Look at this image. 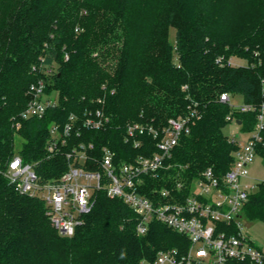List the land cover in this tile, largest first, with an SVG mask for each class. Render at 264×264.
Returning <instances> with one entry per match:
<instances>
[{"label": "trees", "instance_id": "trees-1", "mask_svg": "<svg viewBox=\"0 0 264 264\" xmlns=\"http://www.w3.org/2000/svg\"><path fill=\"white\" fill-rule=\"evenodd\" d=\"M40 79L57 103L42 118L22 119ZM223 93L256 108L264 103V0H0V264H145L161 250L185 251L189 240L160 222L139 235L137 214L104 191L75 235L63 237L45 203L21 193L6 171L19 155L43 181L53 180L68 168L65 152L79 144H93L97 157L109 147L116 162L153 155L156 141L145 135L135 148L128 125L161 129L181 116L190 133L145 189L189 187L205 170L222 175L232 165L239 141L224 132L229 116L244 132L255 129L257 112L233 109L220 101ZM97 109L109 119L104 127H82L49 154L53 124ZM245 213L264 223V184Z\"/></svg>", "mask_w": 264, "mask_h": 264}, {"label": "built area", "instance_id": "built-area-1", "mask_svg": "<svg viewBox=\"0 0 264 264\" xmlns=\"http://www.w3.org/2000/svg\"><path fill=\"white\" fill-rule=\"evenodd\" d=\"M53 70L47 67L45 73L50 76ZM46 87L45 79L31 85L33 99L21 114L22 119L42 118L57 103V96L50 97ZM230 98L223 93L220 101L230 103ZM233 109L257 112L254 131L246 143L239 142L233 163L225 173L218 175L209 168L189 187L179 182L175 190L145 189V179L157 178L170 167L167 162L173 150L181 137L190 133V120L181 116L170 119L161 129L142 123L128 125L127 140L135 148L142 145V136H151L156 141L157 151L153 155L116 162L115 152L109 147H103L97 157L93 144H79L65 152L68 168L58 178L43 181L35 167L19 155L9 162L6 175L21 193L45 203L46 215L63 237L75 235L93 208L97 193L104 191L109 198L123 200L137 214L139 235L147 234L151 223L157 221L189 240L185 251L161 250L152 262L145 264H264V248L251 240L241 223L250 196L264 184V179L252 177L249 170L260 157L257 144L263 141L264 103L259 108L243 104ZM108 120L102 109L86 112L83 117L71 114L67 123L51 126L47 151L53 155L68 145L80 128L101 129ZM228 120L236 121L232 116ZM20 127L17 123L16 128Z\"/></svg>", "mask_w": 264, "mask_h": 264}, {"label": "rangeland", "instance_id": "rangeland-1", "mask_svg": "<svg viewBox=\"0 0 264 264\" xmlns=\"http://www.w3.org/2000/svg\"><path fill=\"white\" fill-rule=\"evenodd\" d=\"M175 29L170 30L171 41L174 42L175 38ZM235 64L245 63L243 60L233 59ZM53 96H56L54 94ZM52 96V97H53ZM244 104L243 97L241 95H232L230 98V105L232 107H239ZM224 132L228 136H232L237 139L239 142L246 143L250 138L251 134L244 132L240 125L236 121H232L224 129ZM22 140L17 138V149L21 147ZM250 174L252 177L257 179H264V162L263 159L258 157L255 159L254 163L250 166ZM242 227L244 232L251 238V240L261 248H264V223L262 221H251L246 213L243 215L241 220Z\"/></svg>", "mask_w": 264, "mask_h": 264}, {"label": "water", "instance_id": "water-1", "mask_svg": "<svg viewBox=\"0 0 264 264\" xmlns=\"http://www.w3.org/2000/svg\"><path fill=\"white\" fill-rule=\"evenodd\" d=\"M238 124H240V122H238Z\"/></svg>", "mask_w": 264, "mask_h": 264}]
</instances>
